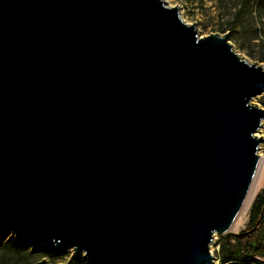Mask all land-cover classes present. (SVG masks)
<instances>
[{
  "label": "water",
  "instance_id": "obj_1",
  "mask_svg": "<svg viewBox=\"0 0 264 264\" xmlns=\"http://www.w3.org/2000/svg\"><path fill=\"white\" fill-rule=\"evenodd\" d=\"M264 64L164 0H0V228L90 264H213L256 177Z\"/></svg>",
  "mask_w": 264,
  "mask_h": 264
},
{
  "label": "rangeland",
  "instance_id": "obj_2",
  "mask_svg": "<svg viewBox=\"0 0 264 264\" xmlns=\"http://www.w3.org/2000/svg\"><path fill=\"white\" fill-rule=\"evenodd\" d=\"M167 7H175L182 21L194 25L200 37L211 34L227 35L233 50L249 63L264 64V7L253 0H164ZM242 6V9H240ZM240 10V11H239ZM264 93L252 103L263 107ZM264 108V107H263ZM263 139L258 154L264 160V121L255 134ZM264 196V186L252 198L242 226L234 232L249 231L250 211ZM49 251L51 253L46 252ZM213 264L231 258L235 242L216 234L209 245ZM231 255V256H230ZM82 255L72 251L53 252L44 246H34L14 232L0 228V264H86ZM87 263H89L87 261ZM90 264V263H89ZM253 264V263H252Z\"/></svg>",
  "mask_w": 264,
  "mask_h": 264
},
{
  "label": "trees",
  "instance_id": "obj_3",
  "mask_svg": "<svg viewBox=\"0 0 264 264\" xmlns=\"http://www.w3.org/2000/svg\"><path fill=\"white\" fill-rule=\"evenodd\" d=\"M253 1L258 7H264V0ZM261 105L264 107V101ZM249 224V230H255L249 236L241 238L239 246L235 243L234 252H230L234 259H227L222 264H264V196L251 208ZM81 261L89 264L84 258Z\"/></svg>",
  "mask_w": 264,
  "mask_h": 264
},
{
  "label": "bare ground",
  "instance_id": "obj_4",
  "mask_svg": "<svg viewBox=\"0 0 264 264\" xmlns=\"http://www.w3.org/2000/svg\"><path fill=\"white\" fill-rule=\"evenodd\" d=\"M263 186H264V160L261 157L260 165H259L256 177L254 179V182L252 184L250 193L248 195V199H247L243 209L240 211L238 216L233 221L231 228H230V233L236 232L240 228V226L243 225L244 220L246 218L245 215H246L247 209L250 205L252 198L261 190V188Z\"/></svg>",
  "mask_w": 264,
  "mask_h": 264
}]
</instances>
